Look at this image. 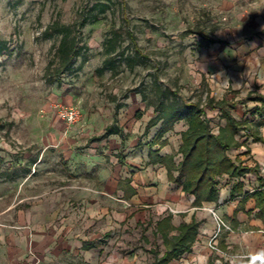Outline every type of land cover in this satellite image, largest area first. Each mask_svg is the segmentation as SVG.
<instances>
[{
    "label": "rangeland",
    "instance_id": "1",
    "mask_svg": "<svg viewBox=\"0 0 264 264\" xmlns=\"http://www.w3.org/2000/svg\"><path fill=\"white\" fill-rule=\"evenodd\" d=\"M97 4L110 8L100 13ZM232 4L264 0H0V38L9 46L0 59V264H153L152 250L164 252L154 234L156 213L121 223L112 220L118 205L110 197L95 200L100 169L124 155L92 144L121 101L135 94L154 108L180 98L205 104L227 97L237 103L236 116L249 113L248 95L215 77L213 49L221 46L204 39L236 31L234 13L243 10ZM95 14L97 22L76 24ZM55 22L72 26L81 41L74 65L61 74L55 57L61 36H43ZM108 39L115 40L111 55ZM218 59L229 70L230 57L221 52ZM59 104L80 110L75 123L60 119ZM207 113L219 128V111ZM98 203L110 206V215H93ZM91 240L96 248H81ZM210 242L199 238L191 254L171 264H264L263 256L245 257L241 248L211 251Z\"/></svg>",
    "mask_w": 264,
    "mask_h": 264
},
{
    "label": "crops",
    "instance_id": "2",
    "mask_svg": "<svg viewBox=\"0 0 264 264\" xmlns=\"http://www.w3.org/2000/svg\"><path fill=\"white\" fill-rule=\"evenodd\" d=\"M232 5H235L236 11L240 8L243 11L234 13L238 21L236 31L227 36L228 38L221 39L220 43H216L221 46L220 48L213 49L216 57L215 77L220 81L228 82V86L240 90L242 94L258 92L264 95V4ZM228 42L231 43V48H224ZM221 52L224 56L230 57L229 70H223V62L218 59ZM217 86L228 87L226 84H217ZM121 102L117 114H112L113 117L108 119L106 127L115 121L123 131V135L112 134L97 138L100 140L92 144L94 149L108 146L113 150H122L124 155L119 160L121 162H116L114 166L104 164L98 173L100 188L96 192L101 196L94 197L96 201L104 199L108 203L112 199L111 202L118 205L116 210H113L112 220L122 223L136 218L139 222L144 221V217H139L140 214L148 217L150 213H156L159 220L172 213L173 224L178 227L183 222H191L195 216L201 221L198 240L202 237L204 240L211 241L218 229L216 218L210 211V208H213L232 228V231L223 229L215 240L221 253L241 248L249 252L250 255L246 257L256 254L264 257V222L255 216L258 211L256 200L250 199L246 203V211L238 213L237 222L239 223L233 221L243 196L257 190L261 185L260 177L264 178V143L254 142L252 137L248 140L247 137H242L241 140L244 143L230 151V155L231 152L234 155H231L233 159L239 157L246 165L253 168L248 172L253 174V180L246 179L248 173L241 178L244 183L241 195L236 193V196L231 199V190L236 179L224 176L221 182L224 181L227 184L225 187L221 186L222 183L220 184L222 191L219 201L206 202L202 207H196L194 206L195 197L186 194L182 188L171 182L167 169L161 164L151 163L149 155L150 150L158 149L161 156L177 153L181 145V132L187 129L186 122H177L174 130L166 133L162 139L168 140V143L160 147V144H152V141L160 131L162 122L148 127L150 121L156 116L155 108L149 106L138 94ZM252 102L254 106L249 109V113H244L242 117L234 115L238 119L248 118L254 122L264 120L261 114L253 113L257 107H261V102L253 100ZM222 121L221 126H225L226 121L224 119ZM220 127L213 128L214 132L219 133ZM261 133L264 137V125L261 127ZM173 135L177 136V147L173 145ZM180 159L181 155H178L177 161ZM129 186L136 191V194L128 197ZM96 206V204L92 206L93 215L96 213L101 214L102 217L110 215V206L105 207L101 204L99 207ZM140 209L141 212L136 211ZM248 211L252 212L251 216L247 214ZM211 251L214 250L211 249Z\"/></svg>",
    "mask_w": 264,
    "mask_h": 264
},
{
    "label": "trees",
    "instance_id": "3",
    "mask_svg": "<svg viewBox=\"0 0 264 264\" xmlns=\"http://www.w3.org/2000/svg\"><path fill=\"white\" fill-rule=\"evenodd\" d=\"M110 7L108 4H97L93 10H99L104 13ZM99 15L95 14L92 20L84 17L76 24L79 27H84L89 21L97 22ZM72 26L55 22L47 27L43 32L45 38H51L55 35L61 36L60 43L55 50V57L58 60V74L71 69L75 59L79 55V43L81 41L73 36ZM131 40L137 45L135 38L130 34ZM119 39L118 33L115 32V40ZM107 40V54L111 55L115 50V40ZM211 44L219 43L221 40L204 37ZM9 46L6 40L0 38V59L7 53ZM140 54L139 50H136ZM112 63L111 59L105 60V65L108 67ZM261 102V107H257L253 113H259L264 117V95L258 92H251L246 100ZM236 102L227 100H216L208 98V101L203 104L201 101H192L188 98H180L169 104L164 102L155 107L156 116L150 121L149 126H153L162 122V127L152 144H160V147L165 146L168 140H162L164 135L173 131L175 124L179 121H185L187 129L181 132V145L177 153L161 156L160 149L150 150L149 155L151 163L161 164L168 171L169 180L177 184L183 191L195 197L194 206L202 207L206 202H218L221 195V180L224 176L231 179H236L231 190V199L236 196V193L241 195L244 189V183L241 178L246 173L253 170L252 167L237 157L233 159L230 151L240 147L242 137H251L254 142L264 143V137L261 133V127L264 125V120L259 122L251 121L248 118L238 119L233 109L236 107ZM207 108L219 110L221 118L226 121L225 126L220 127L219 133H215L211 119L208 116ZM242 133H244L242 135ZM112 134L123 135V131L115 125H110L106 128L105 133L99 138ZM181 155V159L177 161V156ZM128 181V180H127ZM261 185L254 192L246 193L240 201V205L235 212L233 221L237 222V215L241 211H246V203L254 198L258 209L255 216L262 219L264 222V178L260 177ZM129 183V181H128ZM128 192V197L136 194V191L131 187ZM252 215L251 211L247 212ZM199 221L195 216L191 222H183L180 226L173 224V214L165 216L156 222L154 234L156 237L163 240L165 247L161 254L157 250H152L155 261L153 264H171L172 262L181 259L185 254H190L194 251V246L198 242L200 234ZM105 236H109L106 233ZM96 247L95 241H87L83 245L84 250H91Z\"/></svg>",
    "mask_w": 264,
    "mask_h": 264
},
{
    "label": "built area",
    "instance_id": "4",
    "mask_svg": "<svg viewBox=\"0 0 264 264\" xmlns=\"http://www.w3.org/2000/svg\"><path fill=\"white\" fill-rule=\"evenodd\" d=\"M56 109H57V114L59 115L60 119L63 122H65L67 125H71V124L75 123L80 116V110L77 107H73V106L67 107V106H63V105L59 104V105H56ZM246 179L247 180H253L254 179L253 174L248 173L246 175ZM168 207H170V206H168ZM171 210L174 211L173 209H171ZM210 211L214 215V217L216 218L217 225H218L217 232L215 233V235L211 239L210 246L213 250L219 251V248L216 245L215 240L217 239V237L219 236L220 232L223 229H225L227 231H232V228L229 224H227L225 222V220L217 213V211L215 209L210 208Z\"/></svg>",
    "mask_w": 264,
    "mask_h": 264
}]
</instances>
